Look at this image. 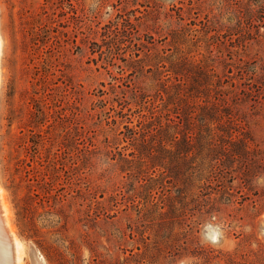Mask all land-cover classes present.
Here are the masks:
<instances>
[{
	"label": "rangeland",
	"instance_id": "rangeland-1",
	"mask_svg": "<svg viewBox=\"0 0 264 264\" xmlns=\"http://www.w3.org/2000/svg\"><path fill=\"white\" fill-rule=\"evenodd\" d=\"M0 40L13 263L264 264V0H0Z\"/></svg>",
	"mask_w": 264,
	"mask_h": 264
},
{
	"label": "bare ground",
	"instance_id": "bare-ground-1",
	"mask_svg": "<svg viewBox=\"0 0 264 264\" xmlns=\"http://www.w3.org/2000/svg\"><path fill=\"white\" fill-rule=\"evenodd\" d=\"M2 52H3V45H2V41L0 40V56H1ZM0 214H1V216L3 215L2 216L3 220H2V218H0V225L4 224L7 227V229H9L8 232L9 231L11 232L9 234L12 235L14 230H13V228L11 226V213H10V209H9L7 200H6L5 196H4V194L2 193L1 189H0ZM10 236L8 237L7 234L4 235L2 233V230H1V227H0V264H16V263L12 262V258H11V255H10L11 252H12V246H11L12 244L11 243H13V242H11V240L13 239V236L12 237H10ZM15 239H16V236H15ZM15 239H13V240L15 241ZM17 244H18L17 242L15 244L13 243V245H15V246H17ZM20 247H19V249H20ZM15 253L17 254V252H15ZM32 256H33L34 264H42L40 258L38 257L39 255H37V253L35 251H32ZM18 257H16V259ZM19 258H21V257H19ZM14 259H15V257H14V253H13V260ZM14 262H15V260H14Z\"/></svg>",
	"mask_w": 264,
	"mask_h": 264
}]
</instances>
